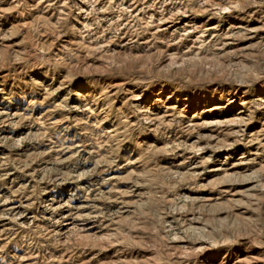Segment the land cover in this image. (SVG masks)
<instances>
[{
	"label": "rangeland",
	"instance_id": "obj_1",
	"mask_svg": "<svg viewBox=\"0 0 264 264\" xmlns=\"http://www.w3.org/2000/svg\"><path fill=\"white\" fill-rule=\"evenodd\" d=\"M0 264H264V0H0Z\"/></svg>",
	"mask_w": 264,
	"mask_h": 264
},
{
	"label": "bare ground",
	"instance_id": "obj_2",
	"mask_svg": "<svg viewBox=\"0 0 264 264\" xmlns=\"http://www.w3.org/2000/svg\"><path fill=\"white\" fill-rule=\"evenodd\" d=\"M68 224V223H67Z\"/></svg>",
	"mask_w": 264,
	"mask_h": 264
}]
</instances>
